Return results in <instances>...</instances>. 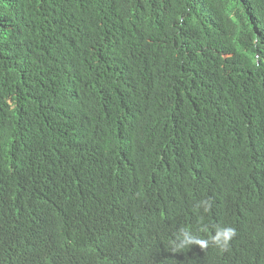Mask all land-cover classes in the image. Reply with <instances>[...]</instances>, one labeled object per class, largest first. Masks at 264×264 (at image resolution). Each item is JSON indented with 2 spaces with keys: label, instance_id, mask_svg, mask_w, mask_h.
<instances>
[{
  "label": "trees",
  "instance_id": "1",
  "mask_svg": "<svg viewBox=\"0 0 264 264\" xmlns=\"http://www.w3.org/2000/svg\"><path fill=\"white\" fill-rule=\"evenodd\" d=\"M42 30L59 53L45 35L51 67L32 70L23 47ZM0 69V195L28 180L45 201L64 158L114 198L67 203L80 236L38 237L20 264H264V0H0ZM79 91L91 151L49 117L41 137L9 131L41 98L79 128ZM224 226L226 250L174 248L181 229Z\"/></svg>",
  "mask_w": 264,
  "mask_h": 264
},
{
  "label": "clouds",
  "instance_id": "2",
  "mask_svg": "<svg viewBox=\"0 0 264 264\" xmlns=\"http://www.w3.org/2000/svg\"><path fill=\"white\" fill-rule=\"evenodd\" d=\"M48 9L52 11L50 7ZM45 35L53 36L55 39L54 50L59 53V42L54 33L46 30L34 32L23 47V53L24 55L27 54L28 57L25 62L32 65V70L34 69V63L37 68L51 67L45 57ZM6 74V71L0 69L1 76ZM75 74V72L72 73V76L74 77ZM27 81V76L22 79L20 94ZM67 96L72 112L82 119L79 128L68 130L60 127L59 122L62 119V114H59L58 110L62 111V109L51 99L41 98L44 104H28L29 109L19 102L21 109L23 107L27 113L22 120H20L21 113L13 116L9 122V131L19 122L16 131L21 130L26 136L32 138L41 137L40 128L42 123L46 120V117H49L56 124L57 131L65 130L67 132L70 151L80 153L82 147L91 151L89 148L92 145L91 137L84 136L91 129V108L85 101L81 91L76 94L68 93ZM15 107L14 104L11 106V108ZM63 160L64 165L61 173L55 177L56 187L49 189L45 201L39 186L28 180H23L20 187L13 189L8 196L4 195L3 192L0 195V264H20L24 262L38 237L50 236V238H56L71 235L73 240L79 237L80 235L70 218L67 203L80 202L87 196H95L106 202L114 200L113 196L106 191L89 194L86 188L89 178L74 180L72 172L76 167L70 165L64 158ZM197 206L203 207L207 211L211 204L208 200H203ZM85 216H81L82 222H84ZM1 217H4V219H1ZM35 230L40 231L41 234L33 232ZM235 236L236 230L231 226L217 227L210 240L202 239L188 229H181L173 241V245L175 249L198 245L203 250L211 244L221 250H226ZM74 245L81 248L83 243ZM79 264H81V257Z\"/></svg>",
  "mask_w": 264,
  "mask_h": 264
}]
</instances>
